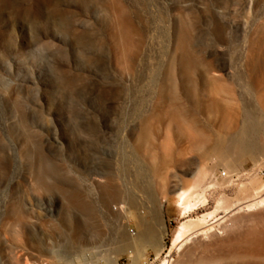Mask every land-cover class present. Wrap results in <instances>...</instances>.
I'll use <instances>...</instances> for the list:
<instances>
[{
    "label": "rangeland",
    "instance_id": "374dc122",
    "mask_svg": "<svg viewBox=\"0 0 264 264\" xmlns=\"http://www.w3.org/2000/svg\"><path fill=\"white\" fill-rule=\"evenodd\" d=\"M262 38L264 0H0V264H241L264 153L210 155L250 114L264 143Z\"/></svg>",
    "mask_w": 264,
    "mask_h": 264
},
{
    "label": "bare ground",
    "instance_id": "6f19581e",
    "mask_svg": "<svg viewBox=\"0 0 264 264\" xmlns=\"http://www.w3.org/2000/svg\"><path fill=\"white\" fill-rule=\"evenodd\" d=\"M253 44L254 46L251 49L249 55L250 63H252L255 59L254 53L264 54V38L257 40ZM261 109L264 111L263 106H261ZM262 125L263 124L260 122L258 117L250 114L248 117H246L245 123L241 127L237 128L233 135H231L229 138L225 140H221L219 144L215 142L212 144L213 154L210 156L217 158L220 163L222 162L221 164L225 165L227 171L234 173L235 172L234 165L236 162L238 161L243 162L242 159L244 158L248 159V157L263 155L264 143L255 140L256 134H262L263 131L261 130ZM204 156H205L204 158L207 157L206 155ZM206 173H207L206 169L199 168L196 171V174L194 176L195 177L194 183L191 185L190 189L181 190L177 193V197L179 201L178 204L179 206H181L183 213L191 212L193 211V209H195L197 204H202L205 202V198L202 195V193L199 194V193H195L194 191H196L195 189H198V187L203 185V180L204 177L206 176ZM263 188H264V181H261V184L255 190L256 193L263 190ZM240 191H242L244 195L242 197L244 206L242 208L239 207L241 210L242 209L250 210L252 208H255V206L259 207L264 205V197L259 199L257 202H254V200L251 198L249 199L250 196L248 195V193L250 191V188H248L247 185L242 184V186L240 187ZM191 192L192 194L194 193L197 197V200L195 202L191 201L190 198ZM223 200H224L223 196H220V198L218 197V201H216L217 208L221 206V203L224 202ZM238 202L239 200H237V203ZM260 216L264 218V213H262V215ZM190 228H191L190 220L182 221L179 224L177 230L174 232L172 236L171 245L168 248L167 255H165V257L167 256L169 257L173 249L178 251L183 249V247L189 242ZM260 230L262 229L260 228ZM256 231L257 230H253L252 232H249L246 235H244L242 239H238V240L234 238L233 240H230L231 238L230 239L226 238L227 240H225L224 238L220 240L218 239L219 241L216 244L217 245L216 249L220 256L219 259H222L224 258L223 257L224 255H227L229 257L238 259V261L240 260L243 264H261V263L264 264V258H263L264 229L261 232L259 231L256 232ZM216 241L214 242V244L216 243ZM160 250L161 248H158L157 252H159ZM171 263L173 264L174 262H172L171 260ZM171 263L169 259H163L160 264H171Z\"/></svg>",
    "mask_w": 264,
    "mask_h": 264
},
{
    "label": "built area",
    "instance_id": "2783aa9c",
    "mask_svg": "<svg viewBox=\"0 0 264 264\" xmlns=\"http://www.w3.org/2000/svg\"><path fill=\"white\" fill-rule=\"evenodd\" d=\"M222 175H224V174L222 173Z\"/></svg>",
    "mask_w": 264,
    "mask_h": 264
}]
</instances>
